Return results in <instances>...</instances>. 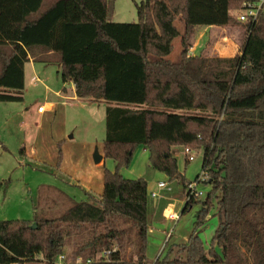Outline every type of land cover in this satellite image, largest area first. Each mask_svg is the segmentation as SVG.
<instances>
[{
    "label": "trees",
    "instance_id": "trees-1",
    "mask_svg": "<svg viewBox=\"0 0 264 264\" xmlns=\"http://www.w3.org/2000/svg\"><path fill=\"white\" fill-rule=\"evenodd\" d=\"M242 1L140 0L136 22H114V0H0V101L22 100L28 57L55 64L77 97L106 104L102 153L115 163L95 201L54 218L0 220V264L37 255L52 264L71 234L78 264H147V182L119 172L138 146L180 192L189 182L172 147L201 149L210 186L184 201L181 214L201 206L186 241L151 264H264V0L254 21L238 20ZM233 23L244 31L235 55L189 54L196 26ZM213 206L219 224L206 247L196 230Z\"/></svg>",
    "mask_w": 264,
    "mask_h": 264
},
{
    "label": "rangeland",
    "instance_id": "rangeland-1",
    "mask_svg": "<svg viewBox=\"0 0 264 264\" xmlns=\"http://www.w3.org/2000/svg\"><path fill=\"white\" fill-rule=\"evenodd\" d=\"M139 1L114 0L112 21L136 22L134 3ZM180 25L179 20L177 26ZM204 26L194 28L189 39V54L202 56L201 53L206 50L208 55L204 57H230L238 52L244 32L242 23H233L224 28L225 39L222 42L216 38L209 41L207 33L199 34ZM179 49V40L174 39L168 57L174 59ZM31 78L34 80L30 81ZM23 79L21 101H0V220L31 219L34 215L54 218L72 202L92 200L90 194L95 201L102 189L101 175L104 168L112 170L115 166L110 158H104L99 164L93 160L94 150L101 154L103 148L104 102L56 96L55 92L61 90L63 83L55 65L26 61L23 65ZM49 102L53 103L51 108H46L43 113L37 112L38 105ZM186 112L193 113L196 110ZM140 150V146L134 149L130 162L121 167L119 172L129 178L143 177L147 182L148 197L150 183L163 180L170 186V192L166 189L165 192H158V197L153 200L167 198L169 201H185L186 192H180L177 185L169 182L164 173L150 169L147 154H141ZM181 150L183 151V147H172L178 169L183 172L188 182H192L201 171L202 150L193 149V159H185L187 163ZM59 151L62 158L57 162ZM209 188L203 182L197 184L196 189L202 193L199 199L205 198ZM199 209L200 204H193L180 214V220L176 221L170 231V238H165V234L147 235V264H151L158 255L169 253L170 248L172 252L169 257L175 255L176 247L180 244L177 239L182 238V233L188 228L194 229L195 216ZM211 211L212 209L208 212L206 223L196 230L206 247L215 231V219L208 218ZM152 227L160 228L156 224ZM77 238L79 237L76 234L66 238L62 254L69 262H74L76 258L73 250ZM133 243L134 237L125 256L132 251ZM22 264L44 262L37 255L35 260Z\"/></svg>",
    "mask_w": 264,
    "mask_h": 264
},
{
    "label": "crops",
    "instance_id": "crops-1",
    "mask_svg": "<svg viewBox=\"0 0 264 264\" xmlns=\"http://www.w3.org/2000/svg\"><path fill=\"white\" fill-rule=\"evenodd\" d=\"M202 33H207L208 35V39L209 41L212 40V38H216V40H218L219 42H222L223 39H225V33H224V28L222 27H219V26H212V25H206L204 26V28L200 29L199 30V34ZM197 37L198 35L196 36V40H197ZM198 41V40H197ZM236 50V49H235ZM237 51V50H236ZM206 50H204L201 55L204 56V55H208L206 54ZM192 55H196L195 53H191ZM28 62H34V63H38V62H35L32 60V58L28 57L27 59ZM40 63V62H39ZM45 64V63H43ZM24 65V64H23ZM51 65H55V64H51ZM56 66V65H55ZM57 67V66H56ZM32 79V78H31ZM30 79V81H32ZM63 83V82H62ZM69 87V88H67ZM23 88H24V79H23ZM56 96H60L64 99L66 98H71V99H79V97L76 96L75 94V91H74V85L72 84V82H66V83H63L62 84V87H61V90L60 91H56L55 92ZM101 102V101H100ZM53 106V103H45L44 105V110L42 112H38V113H43L45 111V109H49ZM105 112V110H104ZM141 148V154L142 153H146L147 156H148V152L147 150L140 146ZM182 151V150H181ZM182 155H183V158L185 160V155H184V152L182 151L181 152ZM175 156V155H174ZM101 160L97 163H101L103 160H104V157H103V153H101ZM176 157V156H175ZM186 163V162H185ZM202 168V167H201ZM109 169V168H108ZM111 170V169H109ZM113 170V169H112ZM103 173V172H102ZM121 175L125 178H129V177H126L124 176L122 173ZM96 179V178H95ZM134 179V178H132ZM98 180V179H96ZM159 181H163V180H158L156 181L155 183L152 182L150 183V190H155L157 193L158 192H163L165 189H157L156 187V184L157 182ZM101 182H102V175H101ZM102 186V185H101ZM102 188V187H101ZM149 190V191H150ZM148 191V190H147ZM165 192V191H164ZM170 192V191H169ZM171 192L172 193H175L173 191V189H171ZM158 197V196H156ZM156 197H148L147 196V212H146V219H147V226H148V229H147V235L151 236V235H157V236H160V235H163L165 234V238H170V236L172 235V232L170 233L169 231L166 232V230L168 229L169 230V226H170V221L168 220V214L170 212H175L179 215V218L177 219L178 221L180 220V214H181V209L183 207V204H184V201H182V199H179V201L177 199H174L172 201H169L167 198H160V200H153L154 198ZM174 197V196H173ZM176 198V197H175ZM200 209H201V206H200ZM199 209V211H200ZM212 211L211 213L209 214L208 218H211V219H215V223H214V226H215V229L217 228L218 224H219V220H218V216L216 215V206H213L212 208ZM198 211V212H199ZM198 212L195 216V222H196V218H197V215H198ZM207 219V218H206ZM207 221V220H206ZM205 221V223H206ZM195 222H194V225H195ZM153 224H156L157 226H159L160 228H153L152 225ZM202 227V226H201ZM199 227V228H201ZM192 230H194L193 228H188L186 230V232L182 233V238L179 237L178 242L181 243H184L186 241V239L188 238V236L190 235V232H192ZM200 231V230H199ZM198 231V232H199ZM189 232V234H188ZM155 233V234H154ZM170 234V235H169ZM179 245V244H178ZM159 256V255H158ZM157 256V257H158ZM156 257V258H157ZM155 258V259H156ZM154 259V260H155ZM153 262V261H152Z\"/></svg>",
    "mask_w": 264,
    "mask_h": 264
},
{
    "label": "built area",
    "instance_id": "built-area-1",
    "mask_svg": "<svg viewBox=\"0 0 264 264\" xmlns=\"http://www.w3.org/2000/svg\"><path fill=\"white\" fill-rule=\"evenodd\" d=\"M262 2L263 0H260L258 3H252L249 0H243L241 3L242 9L237 15L238 20L245 21V20L251 19L252 21H254L257 16L258 11L261 8ZM31 80H34V78H32ZM43 110H44L43 104L37 106L38 112H42ZM183 152L185 155V159H187L188 161L193 159L192 150L190 148L184 147ZM205 180H206V172L204 169L201 168V171L196 176V179L193 180L192 182H189L188 184V187L186 189V197H187L186 199H189L191 196L200 198L202 193L198 191L196 187L199 182H204ZM156 187L157 189H166L170 191V186H168L164 181L157 182ZM148 195L150 197H156L158 196V193L155 190H150L148 192ZM178 218H179V215L175 212H170L168 214V220L170 221L169 232L173 229V226L176 223ZM65 259L66 257L63 254H59L52 264H71V263L78 264L81 262L80 257L74 258L75 259L74 262H69L67 259L66 260ZM87 262H89V260H87Z\"/></svg>",
    "mask_w": 264,
    "mask_h": 264
},
{
    "label": "water",
    "instance_id": "water-1",
    "mask_svg": "<svg viewBox=\"0 0 264 264\" xmlns=\"http://www.w3.org/2000/svg\"><path fill=\"white\" fill-rule=\"evenodd\" d=\"M101 154L98 153V151L95 149L93 153V160L95 163H98L101 160ZM34 227V226H33Z\"/></svg>",
    "mask_w": 264,
    "mask_h": 264
}]
</instances>
